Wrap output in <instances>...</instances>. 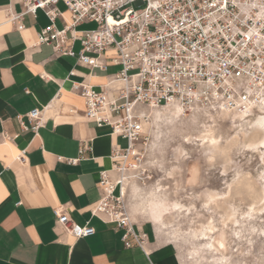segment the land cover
I'll return each mask as SVG.
<instances>
[{"label": "clouds", "instance_id": "1", "mask_svg": "<svg viewBox=\"0 0 264 264\" xmlns=\"http://www.w3.org/2000/svg\"><path fill=\"white\" fill-rule=\"evenodd\" d=\"M73 9L113 18L91 66L93 116L130 145L109 183L123 221L150 225L179 264H264V0Z\"/></svg>", "mask_w": 264, "mask_h": 264}, {"label": "crops", "instance_id": "2", "mask_svg": "<svg viewBox=\"0 0 264 264\" xmlns=\"http://www.w3.org/2000/svg\"><path fill=\"white\" fill-rule=\"evenodd\" d=\"M19 1L0 0V264H177L149 229L133 224L147 240L143 247H126L124 229L93 212L103 193L100 172L111 178V152L124 146L123 139L87 120L83 98L71 90V80L83 79L99 88L92 70L50 45H35L37 32L49 23L42 10L15 24L1 21V9L9 4L18 12ZM56 25L61 27L59 18ZM34 107L41 110V124L37 132L23 130L18 116ZM57 207L95 233L78 238L63 230L53 213Z\"/></svg>", "mask_w": 264, "mask_h": 264}, {"label": "built area", "instance_id": "3", "mask_svg": "<svg viewBox=\"0 0 264 264\" xmlns=\"http://www.w3.org/2000/svg\"><path fill=\"white\" fill-rule=\"evenodd\" d=\"M22 9L18 12L14 11L8 4L3 9L2 22L6 21L12 24L20 21L22 16L30 13L36 15L37 10H42L47 17L49 23L41 28L36 35L35 45L47 44L50 45L52 50L59 55H67L76 58L77 63L86 66L92 70V64L95 63L96 58L102 51H105L100 46V40L103 39L100 25L102 23H109L113 21L112 17L105 19L101 14V20L97 21L89 19L88 16H80L79 10L73 9L76 0H20ZM141 0H136L139 4ZM59 3L64 5L65 11L68 13V20L63 16V11L59 7ZM80 17L77 19L76 17ZM61 21V27L56 25V19ZM123 19V18H122ZM80 22H94L96 26L90 29H77L76 26ZM110 24V23H109ZM119 37H117L118 39ZM79 43V48L74 49V43ZM75 70L69 71V75H74ZM71 90L77 92L84 102V116L87 120L94 122L97 126H109L110 133L121 137L125 141L123 147L114 146L111 152V157L114 161V168L118 165L122 151L130 145L125 138L117 131L116 126L110 121L102 119L101 117L93 116V111L100 107V100L96 97L102 96V87L96 88L87 81L71 80ZM18 121L23 130L30 129L37 132L41 124V110L37 107L32 108L26 114L19 115ZM87 148L85 145L81 148V152ZM25 150H22L16 157L17 160L23 161ZM76 162L77 159L70 160ZM110 176L106 171L100 172L99 184L102 188V196L93 212H102L108 216L118 227L124 229L122 240L126 247H130L134 242L140 247H143L147 240V234L143 231H138L134 228L132 223H125L120 216L122 209V201L120 200V188L113 186L109 188ZM53 213L56 221L63 230L73 235L74 237H87L95 233V228L88 222L83 224L72 221L68 214L60 207L54 208Z\"/></svg>", "mask_w": 264, "mask_h": 264}, {"label": "rangeland", "instance_id": "4", "mask_svg": "<svg viewBox=\"0 0 264 264\" xmlns=\"http://www.w3.org/2000/svg\"><path fill=\"white\" fill-rule=\"evenodd\" d=\"M96 26V24L94 22H91V23H88V24H84L82 25L81 27H79L78 29L80 28H83V29H90V28H94ZM116 69L114 68H111L109 67L108 68V71H115ZM122 141V144L125 145V141L124 140H121ZM138 225H141L144 229H149L150 232H152V234L154 235L155 237V240H156V245L158 246L159 249H161L162 251H166V252H169L171 253V255L174 257V259L176 260L177 264H179V261H178V258L175 254V251L174 249L171 247V246H168V245H165L163 243H160L158 242L157 238H156V234L155 232L153 231L152 227L150 225H145V224H140L138 223Z\"/></svg>", "mask_w": 264, "mask_h": 264}, {"label": "snow or ice", "instance_id": "5", "mask_svg": "<svg viewBox=\"0 0 264 264\" xmlns=\"http://www.w3.org/2000/svg\"><path fill=\"white\" fill-rule=\"evenodd\" d=\"M109 23H113V21L111 20V18H110V20H109Z\"/></svg>", "mask_w": 264, "mask_h": 264}]
</instances>
